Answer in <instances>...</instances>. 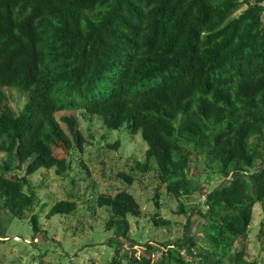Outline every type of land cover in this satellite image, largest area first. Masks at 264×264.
<instances>
[{
    "label": "trees",
    "instance_id": "trees-1",
    "mask_svg": "<svg viewBox=\"0 0 264 264\" xmlns=\"http://www.w3.org/2000/svg\"><path fill=\"white\" fill-rule=\"evenodd\" d=\"M263 13L264 0H0V211L40 230L25 187L43 168H87L72 160L87 142L81 113L100 121L106 138L108 129L141 133L148 147L140 168L159 173L181 212L183 198L197 194L204 217L198 231L162 242L157 259L149 243V254L118 253L108 264H264L246 254L254 206L264 207ZM7 88L28 96L21 110ZM194 156L214 168L217 184L188 173ZM95 197L107 208L105 230L114 231L107 244L123 246L141 204L127 190ZM76 208L57 201L47 217ZM152 219L169 224L158 211Z\"/></svg>",
    "mask_w": 264,
    "mask_h": 264
},
{
    "label": "rangeland",
    "instance_id": "rangeland-1",
    "mask_svg": "<svg viewBox=\"0 0 264 264\" xmlns=\"http://www.w3.org/2000/svg\"><path fill=\"white\" fill-rule=\"evenodd\" d=\"M251 1L248 0V3ZM245 7L246 3L238 13ZM14 89L7 88L6 93L10 105L19 111L28 96ZM79 117L87 142L84 143V154L77 152L72 160L77 163L84 159L87 168L81 172L77 169L69 170L65 174H58L55 168H43L29 176L25 190L35 194L36 206L32 212L38 213L40 230L34 232L28 217L11 218L0 211V236L4 237L0 240V264H108L118 253L120 256L149 254L152 251L148 247L149 243L156 249L154 259H157L164 247L162 242L175 241L189 234V231L200 229L204 217L195 207L197 194L190 200L183 198L186 212H181L180 202L167 193L166 186L158 179L159 173L152 168L147 171L140 168L144 166L148 147L141 133L130 136L125 131L108 129L106 138V130L100 121L91 124L81 113ZM118 138L122 142L121 147L117 150L109 148V143H114ZM96 145V148H92ZM4 158L5 153L0 151V161ZM192 159L188 173L196 174L195 181L198 184L204 183L207 178L212 181L206 186L220 181V176L213 172L214 168L209 169L203 160L195 156ZM88 168L92 171L91 176H88ZM120 172L132 173L135 181L129 184L118 177ZM16 173L22 175L24 172L17 170ZM78 179H82L81 182ZM120 190H127L136 197L143 214L138 219H130L131 239L115 248L107 244L109 237H114L113 230H105L107 208L99 207L92 198L101 192L115 194ZM157 194L160 195V208L156 207L154 201ZM66 199L76 201V210L48 218L51 205ZM203 199L201 195L202 202L199 203H203ZM91 200L95 209L88 207ZM199 207L203 211L206 209L202 204ZM157 211L163 219L169 221L167 226H155L152 215ZM27 216H31V212L28 211ZM189 220L191 223H188ZM262 231L263 236L259 238ZM134 237L138 240H132ZM240 240L237 246L241 244ZM246 254L248 258L258 259L260 263L264 261V207L260 203L254 206Z\"/></svg>",
    "mask_w": 264,
    "mask_h": 264
},
{
    "label": "water",
    "instance_id": "water-1",
    "mask_svg": "<svg viewBox=\"0 0 264 264\" xmlns=\"http://www.w3.org/2000/svg\"><path fill=\"white\" fill-rule=\"evenodd\" d=\"M0 239L2 240V238L0 237Z\"/></svg>",
    "mask_w": 264,
    "mask_h": 264
}]
</instances>
